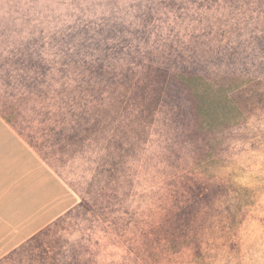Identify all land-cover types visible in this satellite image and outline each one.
I'll return each mask as SVG.
<instances>
[{
	"label": "rangeland",
	"instance_id": "374dc122",
	"mask_svg": "<svg viewBox=\"0 0 264 264\" xmlns=\"http://www.w3.org/2000/svg\"><path fill=\"white\" fill-rule=\"evenodd\" d=\"M0 108L76 196L0 264H264V0H0Z\"/></svg>",
	"mask_w": 264,
	"mask_h": 264
},
{
	"label": "crops",
	"instance_id": "0c3cea01",
	"mask_svg": "<svg viewBox=\"0 0 264 264\" xmlns=\"http://www.w3.org/2000/svg\"><path fill=\"white\" fill-rule=\"evenodd\" d=\"M72 189L0 115V260L76 202Z\"/></svg>",
	"mask_w": 264,
	"mask_h": 264
},
{
	"label": "trees",
	"instance_id": "16d2710c",
	"mask_svg": "<svg viewBox=\"0 0 264 264\" xmlns=\"http://www.w3.org/2000/svg\"><path fill=\"white\" fill-rule=\"evenodd\" d=\"M0 115L11 125L13 126V128L22 136L24 137V139L30 144V146L40 155L42 156L44 159H46L40 152V150L38 149V147L34 144V142L31 141V139L25 137V135L22 133V131L19 129V127L17 126V124L14 122V120L10 117V115L5 114V110H2L0 108ZM47 160V159H46ZM48 162V161H47ZM49 163V162H48ZM50 164V163H49ZM51 167H53L50 164ZM54 168V167H53ZM56 172V171H55ZM78 206H85V204L80 203ZM43 231V230H42ZM41 231V232H42Z\"/></svg>",
	"mask_w": 264,
	"mask_h": 264
}]
</instances>
